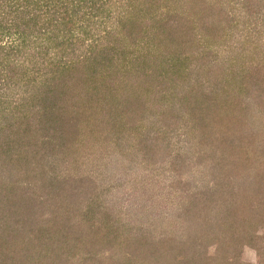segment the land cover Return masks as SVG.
I'll return each instance as SVG.
<instances>
[{"label":"rangeland","instance_id":"374dc122","mask_svg":"<svg viewBox=\"0 0 264 264\" xmlns=\"http://www.w3.org/2000/svg\"><path fill=\"white\" fill-rule=\"evenodd\" d=\"M92 4L95 14L90 0H0V17L14 20L11 7L39 20L36 47L42 41L70 58L47 84L53 73L0 82V129L21 133L19 149L30 156L14 169L0 157V226L21 241L10 264H26L28 252L40 264L47 255L57 264H175L176 246L184 260L176 264H264V0ZM48 10L60 17L43 25ZM10 33H2L8 47L18 37ZM47 106L59 129L19 131V120L42 118ZM234 128L246 155L229 144ZM42 163L57 182L51 194L29 179V167ZM242 185L262 193L248 199ZM87 203L94 228L79 214ZM64 222L88 243L98 228L106 234L90 249L94 260L62 244L61 254L56 227ZM142 234L179 235L187 252L173 240L170 257H158Z\"/></svg>","mask_w":264,"mask_h":264},{"label":"trees","instance_id":"16d2710c","mask_svg":"<svg viewBox=\"0 0 264 264\" xmlns=\"http://www.w3.org/2000/svg\"><path fill=\"white\" fill-rule=\"evenodd\" d=\"M92 3H94V0H90V8L89 9L92 10L91 13L95 14V10H97L96 9L97 7H95V5ZM12 11L14 13H16V16H17L14 20L8 19V17H6V18L0 17V38H1V40H0V56L2 57V58H0V64L2 63V61L6 62V64H1L2 66L0 67V82H1L2 78H3V82L4 81L9 82V81L16 80L19 75L26 77L27 81L30 82L31 79H38L39 75H42L43 73H47V74L53 73V75L46 77L43 80V84H45V83L47 84V83H49V80L53 79V76H56L57 72L59 73L62 69L67 68V66H68L67 64L69 63L68 59H70V58L65 56L64 53L60 54V51H58V50L56 52L50 54L48 52L49 50L47 49L48 45L42 41L38 42L37 47H39V48H37L35 46L36 40H33L32 37L34 34H37V32L39 31V28H40L39 20L37 18L33 19L32 16H27L28 12L23 15L22 13L24 10H19V9L15 10L14 8L12 9L11 7H9V13H11ZM62 11L68 14V9L62 10ZM42 12H43L42 16L44 17V15H45V17H46V20L44 19L45 22L43 23V25L48 23L47 19H59V18H57L59 15H57L56 17L54 15V13L56 11L51 12V10H48V11H42ZM65 28H67V27H65ZM68 29L69 28H67V30ZM12 30L14 33L17 32L18 37H17V39H14L13 42H9V47H8V46H6V43H7L6 40L3 39L5 36L2 33L6 32V33H9V35H12V33H10ZM188 36H189V40L193 39L192 38L193 35H188ZM48 37H51V36H48ZM48 37L46 38L47 41L52 42L51 41L52 38H48ZM68 45L69 44L67 43L66 46H64L63 48L65 49V47H68ZM34 48H36V50ZM27 52L29 54L23 55L24 53H27ZM46 53H49V54H46ZM10 59L12 60V62H8ZM15 60H16V62H14ZM31 73H32V76H30ZM188 97L189 96L185 95V99H187ZM46 109H48V110H46ZM51 109H53V108H49V106L45 107V109H44L45 115L42 118H39L37 114H33L31 116H25V117H23L22 120H19L21 122H19L18 123L19 125L17 124V126L14 122H8V128H12L13 126H16V127H19L20 132L30 130V128H31V129L37 130L39 132V133L35 132L34 133L35 135H33V136L38 137V135L40 133L42 134V137H43V135L47 136V135L51 134V133H49L50 130L59 129L57 127V125L55 124V122L58 121V118L55 116V113H53L51 111ZM24 124L26 125V127ZM14 130H16V129L14 128ZM7 132L9 133L8 130L6 131L5 127L0 129V157L2 158L1 162L4 161L5 162L4 164H7V166L11 167L12 169H14V167L19 165L18 160H20L21 162L25 161V163L27 164L29 161L27 159L30 158V156L27 153L28 151L26 149L24 150V148L19 149L21 147L19 144H21V143L18 142L19 141L18 138L21 136V133L20 134L18 133V136H17L18 138H17L15 136L10 137V135L6 136ZM17 132H14L11 130L10 134L11 133L16 134ZM59 132L60 131L58 130V133ZM233 135H235L234 138H236V140L233 139L234 141H232L229 144H233L232 147H236V148H238V146H240V148L237 150V154H238V152H241L242 156L246 155L247 149L245 148V145H243V143H245V142L242 141L243 132H240L239 129L234 128V134ZM43 142H44V140H43ZM47 142H50V141L47 140ZM151 148H152V146L149 149L151 150ZM224 149L225 150H222L220 152L219 156H217V159L223 157L222 153H225L226 148H224ZM150 150H149V152H150ZM32 153L38 155L39 150L36 149V150L32 151ZM43 154H44V156H46V154L47 155L56 154V152H55V150H53L52 152H49V153L44 152ZM48 161H50V158H48ZM141 161L145 162L146 160L143 157V159H141ZM29 168H30L32 174H34V175H31V177L29 179H32V181H34V182L39 180V184H37L36 189L37 188H39V189L44 188V189L48 190L47 192L49 194H51L50 192H52V189L55 188L54 186H57V185H55V183H57V182L55 181L54 177H50L47 173H45L44 163H42V165H33L32 167H29ZM27 175H29V173ZM256 184L261 185V183L257 182V181H256ZM256 184H255V186H256ZM255 186L249 187L246 185H242V190L240 193L242 195H244L245 197H247L248 199L251 198V195L256 197V198L257 197L259 198V195L262 192L261 193L257 192V194H256V191L253 190V188ZM12 191H13V193L17 191L16 185H14L12 187ZM227 199H228V203H229L228 206H230L232 204L231 200L233 198H231V199L227 198ZM49 200H50V198L48 199V201ZM59 201H61V200H59ZM58 203L60 205V202L55 201V207L52 206V210H54V211L56 210V208L58 207ZM90 205H91V203H87V204H84L83 206H81V208H80L81 213H79V214L84 218L83 220L87 223V225L94 228V210H93V208H91ZM194 206H196V203L193 204V206H191L188 209H193V208L195 209ZM65 207H67V205H65ZM66 210H68V209H66ZM254 210H257V208H254ZM55 213H57V212H55ZM15 214L19 215V216L23 215L22 212H15ZM258 215H259V217L264 218V211L261 210ZM61 220H62V218H61ZM47 222L50 223L49 220ZM52 222L54 223V221H52ZM16 225H18V224H16ZM54 228H55V225H54ZM56 229L59 233L62 232L61 233L62 234V236H61L62 241L59 242L60 246L62 244L66 248H70L73 246L76 248L75 250H77V251L83 250L84 255H85V258H84L85 261H90V260L92 261L95 259V257H94L95 254L90 249H93L95 245L100 243L106 235L104 232H101V228H98L99 231L96 230L97 232L94 233V234H96V237L98 239L93 240V238L91 237V242L88 243L87 239H84L83 237L78 236L79 234L73 233L70 230V226H66L65 222L63 224L62 223L58 224ZM7 233H9V234H7ZM52 234L54 235V238L56 240V238L58 237L57 233H52ZM184 234H185V232L182 233V238H184V236H183ZM185 236H186V234H185ZM141 237L145 238L147 240V242H146V240L144 241L145 243L139 241L140 244L153 247V248H149L150 253L153 254V251H152V249H153L154 253H156V256L163 257L164 259H167L168 257H170L171 254L169 255L168 252L170 251L171 248H175V244L174 245L172 244L173 246L169 247L170 246L169 244H171V241L174 240L173 242L176 241V242L180 243L181 247L184 246L183 249H185L187 247V243L185 245L183 243L182 238L179 235H177L176 240L174 237H172V239H171V237L167 236L166 238H161V241L160 240H158V241L154 240V238L152 240L151 235H149V234H142ZM20 242L21 241L19 240V236L16 232L11 231L9 229V227L6 228L3 226H0V260H1L0 264H10L16 260L13 257V254L15 252H17L16 250L20 249L19 248ZM225 243L228 244V242H225ZM88 244H89L90 248H89ZM148 244H150V245H148ZM63 246H61L60 250H59V251H61V254H62V252H64L66 250V248H63ZM86 247L88 248V250L85 249ZM177 249H179V247L176 246V248L173 250V252L170 251V253H173V255H174L173 257L176 259V260H173V257H170L175 264L178 262V259L180 261H184V260H181L183 257L175 256L174 252L175 251L177 252L178 251ZM187 249H188V247L186 248V252H187ZM144 252H145V250H144ZM146 253H149V252H146ZM31 256H32V253H30V252H28L26 254V256L24 255V258L28 260V261H26V264H40L38 262L34 263V261H30L28 258H30ZM18 258H20V257H18ZM45 258H47L46 264H57V261H58L57 258L51 257V262L49 260V258H50L49 255H47ZM164 262H165V264H170L166 261H164ZM204 264H207V263L205 262ZM219 264H230V261H221V262H219Z\"/></svg>","mask_w":264,"mask_h":264}]
</instances>
